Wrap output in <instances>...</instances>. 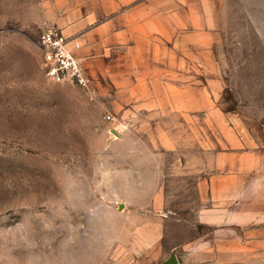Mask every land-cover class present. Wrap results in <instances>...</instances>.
<instances>
[{
    "label": "rangeland",
    "instance_id": "rangeland-1",
    "mask_svg": "<svg viewBox=\"0 0 264 264\" xmlns=\"http://www.w3.org/2000/svg\"><path fill=\"white\" fill-rule=\"evenodd\" d=\"M216 6L209 76L223 75L227 112L264 123V0ZM61 13L55 0H0V264H137L119 149L109 157L132 131L121 128L117 87L46 78L40 39ZM169 181L168 255L207 230L193 224L194 180ZM168 264L219 263L178 250Z\"/></svg>",
    "mask_w": 264,
    "mask_h": 264
},
{
    "label": "crops",
    "instance_id": "crops-1",
    "mask_svg": "<svg viewBox=\"0 0 264 264\" xmlns=\"http://www.w3.org/2000/svg\"><path fill=\"white\" fill-rule=\"evenodd\" d=\"M222 1L55 0L62 13L54 28L81 44L76 53L93 84L118 88L120 125L132 131L111 142L109 157L119 149L137 264L174 262L178 250L264 264V123L222 103L223 75L209 58ZM179 177L194 180L193 224L207 230L168 255V184Z\"/></svg>",
    "mask_w": 264,
    "mask_h": 264
},
{
    "label": "built area",
    "instance_id": "built-area-1",
    "mask_svg": "<svg viewBox=\"0 0 264 264\" xmlns=\"http://www.w3.org/2000/svg\"><path fill=\"white\" fill-rule=\"evenodd\" d=\"M43 52V70L46 78L54 83L70 82L82 88L93 85L92 78L83 69L76 51L81 44L71 40L61 30L51 27L45 30L40 39ZM109 120L111 116L107 117Z\"/></svg>",
    "mask_w": 264,
    "mask_h": 264
}]
</instances>
